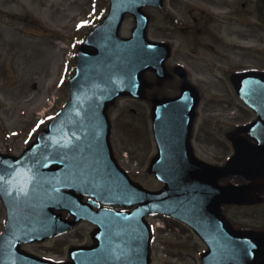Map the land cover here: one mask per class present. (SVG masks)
Instances as JSON below:
<instances>
[{"label":"water","instance_id":"water-1","mask_svg":"<svg viewBox=\"0 0 264 264\" xmlns=\"http://www.w3.org/2000/svg\"><path fill=\"white\" fill-rule=\"evenodd\" d=\"M163 0H111L110 14L87 40L98 50L82 49L79 69L71 80L72 99L21 157L0 153V193L8 220L0 235V264H149L151 231L144 216L154 211L172 214L189 222L209 243L205 264H257L259 239L250 232H234L220 214V204L237 200L241 188L221 186L218 178L240 176L253 167L260 149L244 138L232 136L235 156L220 167L198 160L189 136L179 130L191 120H180L184 110L178 100L157 103L156 130L160 153L151 171L166 182L150 191L133 181L117 163L110 144L107 106L125 93L144 95L143 72L156 69L165 76L166 44L146 39L149 17L146 4ZM136 15L134 37H119L124 15ZM239 95L255 103L264 124V73L248 71L233 76ZM193 112L197 98L191 97ZM241 130L248 132L251 126ZM264 143V140H261ZM248 176V175H247ZM77 191L80 194H77ZM108 204L138 205L133 212L112 207L94 210L83 195ZM249 194V191H247ZM55 209H67L75 221L87 218L99 224L93 233L98 243L71 249L73 262H52L27 253L21 243L40 240L71 227Z\"/></svg>","mask_w":264,"mask_h":264},{"label":"rangeland","instance_id":"rangeland-1","mask_svg":"<svg viewBox=\"0 0 264 264\" xmlns=\"http://www.w3.org/2000/svg\"><path fill=\"white\" fill-rule=\"evenodd\" d=\"M108 6L109 0H0V151L22 153L63 108L69 98V79L78 47L88 28L100 20ZM146 10L158 16L150 25L151 36H168L162 14L155 8ZM126 22L123 34L129 36L135 21L128 16ZM249 63L264 66L263 60L247 59L235 61V66ZM201 69V75L209 79V72L204 67ZM170 84L162 86L171 87ZM211 84L239 106L238 111L243 107L245 116L239 117L237 123L247 121L250 112L235 100L228 82L213 81ZM224 107L217 103L210 108ZM137 108L141 105L130 98H123L111 106L112 142L120 159L124 153L128 154L129 160L125 159L123 164L132 177L146 187L157 189L162 182L149 172L150 161L147 160L155 146L150 143L147 124ZM212 115L216 113L208 114ZM229 213L232 214L231 209ZM159 216L168 227L166 233L155 239L159 246L153 264H202L200 254L204 245L192 229L173 218ZM235 219L248 221L247 209L235 207ZM5 222L6 212L0 199V232ZM93 230L94 226L84 221L70 232L26 247L38 255L65 260L69 247L94 242Z\"/></svg>","mask_w":264,"mask_h":264},{"label":"flooded vegetation","instance_id":"flooded-vegetation-1","mask_svg":"<svg viewBox=\"0 0 264 264\" xmlns=\"http://www.w3.org/2000/svg\"><path fill=\"white\" fill-rule=\"evenodd\" d=\"M171 6L174 14L171 17L172 31L169 37L173 48L172 58L194 67L196 73L203 72L201 67L235 66V59H258L264 62V0H250L248 5L243 4L250 17H241L238 0L232 3L224 0H172ZM176 13L180 14L179 20ZM241 40L248 46V50H241L239 43H235ZM259 48L261 52H258ZM224 72L221 70L220 74L210 76L222 80ZM206 138L204 133L196 135L199 154L208 151L210 147L207 146L209 143ZM255 198L251 207L264 208V186L258 188ZM257 229L264 231V225Z\"/></svg>","mask_w":264,"mask_h":264}]
</instances>
